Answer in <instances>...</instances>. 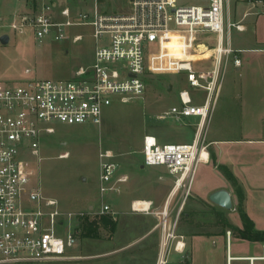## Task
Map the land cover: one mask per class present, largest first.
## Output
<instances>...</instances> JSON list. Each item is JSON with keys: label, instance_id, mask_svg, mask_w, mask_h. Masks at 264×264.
<instances>
[{"label": "built area", "instance_id": "1", "mask_svg": "<svg viewBox=\"0 0 264 264\" xmlns=\"http://www.w3.org/2000/svg\"><path fill=\"white\" fill-rule=\"evenodd\" d=\"M207 1L186 5L179 0H130L126 14L72 13L70 7L50 1L39 12L20 14L11 23L15 33L32 30L39 43L48 36L66 39L72 27L91 26L96 45L93 64L78 69L70 79L0 81V264H78L85 257L71 251L80 219L92 213L115 214L105 195L119 191L118 184L128 177L118 175V164L108 149L99 152V208L64 211L56 199L43 193L31 159L41 160L42 138L55 134V124L101 126L105 108L145 93L148 74H174L183 75L186 83L179 91L180 103L159 118L196 117L198 129L203 127L228 62L241 64L240 50L230 41L231 29L240 30V25L227 22L228 0ZM211 35L213 47L207 42ZM80 38L75 36L73 41ZM210 52L197 60L186 57ZM210 57V70L196 66ZM197 90L205 93L200 104L194 96ZM202 149L199 140L159 143L155 136L145 135L141 154L145 166H165L179 188L192 182ZM131 210L162 218L163 237L155 264H166L172 249L185 252L184 236L176 232L177 220L168 225L167 208L157 212L150 201L136 200Z\"/></svg>", "mask_w": 264, "mask_h": 264}, {"label": "crops", "instance_id": "2", "mask_svg": "<svg viewBox=\"0 0 264 264\" xmlns=\"http://www.w3.org/2000/svg\"><path fill=\"white\" fill-rule=\"evenodd\" d=\"M50 1H56L59 6H68L72 13H77L75 7L64 0H0V39L3 35L8 36L7 43L0 41V81L19 83L38 79L37 72L34 69L30 71L29 67L20 72L13 71L11 56L23 65L29 63L35 47L40 46L41 42L36 41L32 30L18 34L6 22L12 23L20 14L37 13ZM78 3L81 9L87 5L83 0ZM228 3L227 22L240 25V30L231 29L230 41L234 49L240 50L241 64L233 65L232 76L226 78L224 75L209 119L199 129L196 117H189L194 120L188 124L182 123L184 119H175L174 124L154 127L144 134L155 136L159 143H191L199 140L203 147L202 156L192 182L186 187L177 188L173 175L165 166H150L148 172H143L146 167L142 159L139 169L119 170L118 175L123 174L128 178L118 184L119 191L113 192L129 197L130 208L133 201L146 200L152 203L154 211L161 212L167 208L170 217L174 213L173 217L177 218L176 232L184 236L186 250L184 253L173 251L172 258H169V252L166 264H264V242L237 235L235 229L242 228L236 209L238 197L230 181L217 167L218 164L225 165L236 176L244 192V208L255 228L264 232V0H228ZM94 9L95 12H102L95 5ZM88 27L93 37V28ZM7 28L10 29L9 33L5 31ZM73 28L78 27L70 28L69 35L73 33ZM78 35L84 37L83 33L70 36L74 38ZM207 42L213 47L215 36H209ZM88 54L92 65L94 52ZM207 54H189L186 57L197 60L208 57L211 52ZM91 65L78 66L71 77L78 69ZM144 185L145 188H142ZM220 189H227L233 201V209L225 211L230 223L226 228L192 232L188 223H179L184 206V202L181 204L180 201L185 195L223 210L209 200V196ZM175 196H178V201L172 206Z\"/></svg>", "mask_w": 264, "mask_h": 264}, {"label": "rangeland", "instance_id": "3", "mask_svg": "<svg viewBox=\"0 0 264 264\" xmlns=\"http://www.w3.org/2000/svg\"><path fill=\"white\" fill-rule=\"evenodd\" d=\"M75 7L76 12L93 14L95 8L109 14H126L130 11V0H64ZM207 0H179L180 4H207ZM61 4V3H60ZM63 4V3H62ZM65 5V4H63ZM6 23L11 24L10 21ZM9 28L5 31L9 33ZM72 34L83 33L84 37L73 41V37L56 40L46 37L40 46H36L29 63L11 56V69L20 72L26 67L37 72V78L43 80H67L72 71L80 65H91L88 53H93L95 40L88 26L71 29ZM1 45V43H0ZM190 53H187L189 55ZM209 54V53H208ZM207 54V55H208ZM213 58L196 62L204 71L212 68ZM233 60L224 69L223 77L232 76ZM186 85L183 75L148 74L145 93L133 97L127 103L115 102L105 108L101 126L85 123L81 125L55 124V134L44 135L40 157L32 158L36 178L41 183L43 193L56 199L64 211H86L90 206L96 209L101 205L99 191V152L111 150L119 170L139 169L142 162L141 150L144 134L151 128L174 124L175 118L159 116L180 103L179 91ZM202 90L194 92L196 103H202ZM194 118L184 119L190 123ZM68 153V157L61 155ZM148 172L150 166H145ZM174 179V177H173ZM145 188V185L142 187ZM175 196L172 206L176 204ZM118 193H107L105 200L115 214H88L80 219L76 229V244L71 251L85 257L78 264H155L160 242L163 237L162 218L153 213H137L130 208V199ZM180 216V224L188 223L192 232L219 230L228 226V210H222L213 204H205L185 195ZM230 211V210H229ZM168 218V225L177 220ZM111 218L114 227L106 225ZM72 228L76 227L72 221ZM67 229V228H66ZM174 250H171L170 256ZM172 258V257H171Z\"/></svg>", "mask_w": 264, "mask_h": 264}, {"label": "trees", "instance_id": "4", "mask_svg": "<svg viewBox=\"0 0 264 264\" xmlns=\"http://www.w3.org/2000/svg\"><path fill=\"white\" fill-rule=\"evenodd\" d=\"M212 159L214 163L217 165L216 159L214 156H212ZM217 167L223 173V175L230 181L238 197V203H237L236 209L242 221V228L235 229L237 231V235L243 239L264 242V232L258 231L255 228L254 222L249 217V215L247 214L244 208V192H243L242 186L240 185L238 179L232 173L229 167L225 165H219V164L217 165ZM106 225H110L111 227H114V223L112 222L111 218L108 217L106 219Z\"/></svg>", "mask_w": 264, "mask_h": 264}, {"label": "water", "instance_id": "5", "mask_svg": "<svg viewBox=\"0 0 264 264\" xmlns=\"http://www.w3.org/2000/svg\"><path fill=\"white\" fill-rule=\"evenodd\" d=\"M0 41L3 44L7 43L8 42V36L3 35L0 39ZM209 200L212 203L222 207L223 209H226V210L233 209V201L231 198V194L227 189H220V190L213 192L209 196ZM90 209H92V207Z\"/></svg>", "mask_w": 264, "mask_h": 264}, {"label": "bare ground", "instance_id": "6", "mask_svg": "<svg viewBox=\"0 0 264 264\" xmlns=\"http://www.w3.org/2000/svg\"><path fill=\"white\" fill-rule=\"evenodd\" d=\"M66 157H68V156H66V155H64V156H61V158H66Z\"/></svg>", "mask_w": 264, "mask_h": 264}]
</instances>
